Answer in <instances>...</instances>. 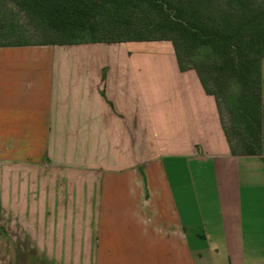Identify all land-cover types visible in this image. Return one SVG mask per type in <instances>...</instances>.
<instances>
[{
    "label": "crops",
    "instance_id": "crops-1",
    "mask_svg": "<svg viewBox=\"0 0 264 264\" xmlns=\"http://www.w3.org/2000/svg\"><path fill=\"white\" fill-rule=\"evenodd\" d=\"M0 264H264V156L169 40L1 45Z\"/></svg>",
    "mask_w": 264,
    "mask_h": 264
},
{
    "label": "trees",
    "instance_id": "trees-1",
    "mask_svg": "<svg viewBox=\"0 0 264 264\" xmlns=\"http://www.w3.org/2000/svg\"><path fill=\"white\" fill-rule=\"evenodd\" d=\"M8 1L52 38L0 46L171 41L179 69H194L214 96L231 151L264 156V0ZM228 93L227 125L220 94Z\"/></svg>",
    "mask_w": 264,
    "mask_h": 264
},
{
    "label": "rangeland",
    "instance_id": "rangeland-1",
    "mask_svg": "<svg viewBox=\"0 0 264 264\" xmlns=\"http://www.w3.org/2000/svg\"><path fill=\"white\" fill-rule=\"evenodd\" d=\"M220 0H213L217 3ZM50 35V34H48ZM52 38V35L46 36ZM44 31L41 28L33 27L24 17V14L13 3L8 0H0V42L4 43H35L46 39ZM209 87L214 88L212 82H209ZM221 107L224 111L225 122L228 125L227 109L232 104V95L228 93L226 96L220 94ZM231 136L235 135L233 130H230Z\"/></svg>",
    "mask_w": 264,
    "mask_h": 264
}]
</instances>
